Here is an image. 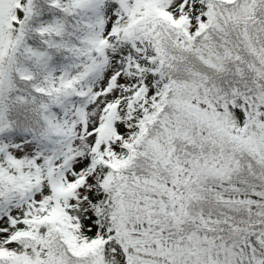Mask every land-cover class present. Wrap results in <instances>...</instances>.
<instances>
[{
	"label": "snow or ice",
	"instance_id": "6c2138e0",
	"mask_svg": "<svg viewBox=\"0 0 264 264\" xmlns=\"http://www.w3.org/2000/svg\"><path fill=\"white\" fill-rule=\"evenodd\" d=\"M0 264H264V0H0Z\"/></svg>",
	"mask_w": 264,
	"mask_h": 264
}]
</instances>
